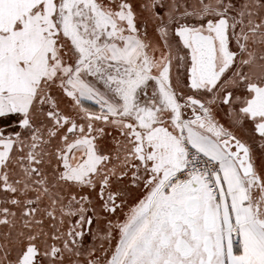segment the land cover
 <instances>
[{"label": "snow or ice", "instance_id": "1", "mask_svg": "<svg viewBox=\"0 0 264 264\" xmlns=\"http://www.w3.org/2000/svg\"><path fill=\"white\" fill-rule=\"evenodd\" d=\"M0 264H264V0H0Z\"/></svg>", "mask_w": 264, "mask_h": 264}]
</instances>
